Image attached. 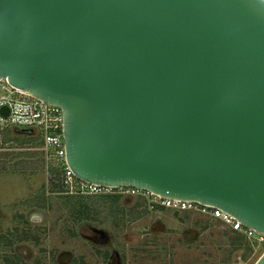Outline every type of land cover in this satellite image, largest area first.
I'll return each mask as SVG.
<instances>
[{
  "label": "water",
  "instance_id": "1",
  "mask_svg": "<svg viewBox=\"0 0 264 264\" xmlns=\"http://www.w3.org/2000/svg\"><path fill=\"white\" fill-rule=\"evenodd\" d=\"M0 80L62 110L78 178L264 234V0H0Z\"/></svg>",
  "mask_w": 264,
  "mask_h": 264
},
{
  "label": "rangeland",
  "instance_id": "2",
  "mask_svg": "<svg viewBox=\"0 0 264 264\" xmlns=\"http://www.w3.org/2000/svg\"><path fill=\"white\" fill-rule=\"evenodd\" d=\"M35 133L24 127L0 131V200L9 216L6 224L0 220L5 246L0 255H10L7 264H60L56 255L62 251L72 255L69 264H254L264 252L263 247L254 253L245 239L216 220L166 209L151 197L141 204V219L128 222L125 213L140 201L118 190L109 195H121L123 213L106 210L108 202L79 213V201L69 205L64 195L47 192L41 163L31 168L40 144L29 142ZM37 216L45 219L34 221ZM3 233L31 245L34 260L25 263L10 254L16 242L6 243Z\"/></svg>",
  "mask_w": 264,
  "mask_h": 264
},
{
  "label": "built area",
  "instance_id": "3",
  "mask_svg": "<svg viewBox=\"0 0 264 264\" xmlns=\"http://www.w3.org/2000/svg\"><path fill=\"white\" fill-rule=\"evenodd\" d=\"M1 109L5 110L3 114ZM15 127L33 128L40 141L37 159L42 165L47 192L64 196H100L129 194L151 201L161 207L176 211L196 212L218 221L222 227L239 234L254 253L263 249L264 234L248 228L226 212L198 202L161 197L137 188L124 186L109 188L78 178L66 160L63 137V114L58 106L9 85L0 80V131Z\"/></svg>",
  "mask_w": 264,
  "mask_h": 264
},
{
  "label": "trees",
  "instance_id": "4",
  "mask_svg": "<svg viewBox=\"0 0 264 264\" xmlns=\"http://www.w3.org/2000/svg\"><path fill=\"white\" fill-rule=\"evenodd\" d=\"M37 140H39L37 137H31L29 139V142H33V141H37ZM38 163L40 164V161L37 159L36 162L34 161L33 163H31V165H30L31 168H34L33 166H37ZM40 167H41V165H40ZM65 198H67L69 205H71V202L73 199L80 202V204L77 205L79 213H82V212L86 213L87 210H90L91 208H96L97 206H100V203H102V202H108L109 205L105 208L108 211L116 210V211H121L122 213L124 211V208L121 205V195H109L108 194V195L86 196V197L85 196H65ZM85 199H86V202H89L93 206L89 207L86 203L81 202ZM144 200H145L144 197H139L140 202L138 204H135L134 206L128 208L127 213H125L128 222H134V221L140 219L144 215L145 211L140 210L141 206H143L141 204H142V202H144ZM84 219H88V218H84Z\"/></svg>",
  "mask_w": 264,
  "mask_h": 264
},
{
  "label": "crops",
  "instance_id": "5",
  "mask_svg": "<svg viewBox=\"0 0 264 264\" xmlns=\"http://www.w3.org/2000/svg\"><path fill=\"white\" fill-rule=\"evenodd\" d=\"M1 112L4 114L5 110L1 109ZM137 198H139V197H137ZM190 213H194V212H190ZM1 219L3 222L5 221V224H6V222L9 220V216H8V212L6 211V208L5 209L3 208V204L1 203V200H0V220ZM32 219L34 221H38L40 219H45V218L44 217L40 218L39 216H37V217H33ZM136 221H134V222H136ZM5 226H4V228H5ZM8 228H9V225L6 226V230ZM1 229H3V225H0V230ZM7 232H9V231H7ZM231 232H233V231H231ZM233 233H235V232H233ZM3 234H5V236H6V238L4 239L6 241V243L10 244V242L7 241L8 239L11 240L12 242H16V244H13L14 245L13 246L14 252H10V254H12V255L15 254L14 256H17L20 260H22L25 263H30L32 260H34L36 252L31 245L25 244L26 242L21 243V242L17 241L18 238L13 237L12 235L9 236L6 233H3ZM235 234H237V233H235ZM0 235H1V233H0ZM237 235H239V234H237ZM6 243H4V244L6 245ZM0 244L2 245L0 248L5 247V246H3L2 242H0ZM6 247H7V245H6ZM32 251H33V253H32ZM71 257H72V255H68L67 252L62 251L61 255H56V260L60 264H69L71 262L70 261ZM90 257L93 258L92 255H90ZM8 259H10V255H0V264H7ZM86 260L88 261V259H86Z\"/></svg>",
  "mask_w": 264,
  "mask_h": 264
},
{
  "label": "flooded vegetation",
  "instance_id": "6",
  "mask_svg": "<svg viewBox=\"0 0 264 264\" xmlns=\"http://www.w3.org/2000/svg\"><path fill=\"white\" fill-rule=\"evenodd\" d=\"M132 223V222H131Z\"/></svg>",
  "mask_w": 264,
  "mask_h": 264
}]
</instances>
